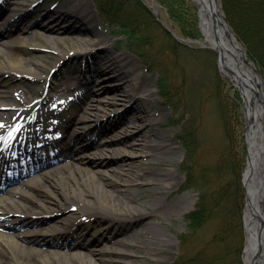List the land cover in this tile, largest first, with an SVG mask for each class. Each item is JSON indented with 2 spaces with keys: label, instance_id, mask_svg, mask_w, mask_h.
<instances>
[{
  "label": "bare ground",
  "instance_id": "1",
  "mask_svg": "<svg viewBox=\"0 0 264 264\" xmlns=\"http://www.w3.org/2000/svg\"><path fill=\"white\" fill-rule=\"evenodd\" d=\"M36 2L38 0H22L14 3L8 0L4 4L3 11L4 13L15 10L21 11L25 9L24 7L34 5ZM15 5L18 7L13 8ZM63 11L65 10L61 7L56 8L55 12L46 9H34L33 12L27 11L25 15L23 14L18 20L10 24L11 28L18 30V36H11L9 35L10 33L7 36L19 39L23 47L33 46V40L28 37V32L35 23L37 37L44 40L50 47L57 48L59 50L57 54L61 58L70 59L69 53L87 57L97 48L104 47L108 49L105 47L108 37L97 30L98 22L93 17L92 12L87 16H81L80 19H76L78 11H68V13ZM4 13H0V18ZM83 20L86 22H83ZM78 29L90 37L85 38L83 34L80 35L77 39H74L75 41H72V47L68 44V40ZM202 34L204 36V33ZM91 37L96 39L90 40ZM200 42L204 49L213 50V45L206 39L200 40ZM0 45H3V42ZM122 54L126 56L125 53ZM104 57L101 60H103L110 71L112 70L119 78L125 76L129 78L127 97H131L135 101L136 111L138 110L137 106L143 100L146 103L154 104L153 89L150 86L144 87L145 82L137 78L141 74L139 69L131 72L126 69L131 61L122 63L124 60H119L117 55L108 53ZM31 63L33 65V59L28 62H24V59H22L19 62L12 63L13 65H9L10 68H7V63L0 62V72L15 71L24 75L23 77L27 80L32 81L33 78L41 80V84H39V86L43 85L41 94L46 95L44 97L45 101L52 100V105L50 106L58 103H70V101L78 99L77 90L62 81L61 83L54 82L53 86L48 87L47 91L45 87L51 84L49 74L43 77L42 73L37 70L23 71V68L28 66V64L31 65ZM73 79L74 81L76 80V78ZM69 82H72V80ZM83 85L89 91L96 89L95 85ZM28 88L30 91H24V98H16V100L9 95L8 90L0 89L1 177L7 176L9 178L13 176L11 174L16 176L17 172H24L25 166H27L30 175L36 173L39 169V167H35L36 164L40 165L44 160L40 154H33V156L28 154L24 158V163L21 164L24 168L13 165L14 159L8 158L9 154L11 150H14L20 138L22 143L25 138L30 141L31 138H38V140L42 141V137L46 133L49 135L57 129L56 123L47 118V115L50 114L48 107L44 111H39L40 103L38 101H33V103L25 107L20 106L26 103V100L31 97L30 94L32 96L40 94L38 87L28 86ZM255 102L257 103L251 106V110L248 113L246 135L247 146L251 156V167L245 176L249 184L248 189L260 178L262 179L264 175V99L261 98V101L257 99ZM99 103L98 106L94 105V101L91 98H87L85 102L86 106H96L94 110L97 113L95 115L97 118L101 114H99L101 112V106L99 105L104 102L100 101ZM82 104L79 103L78 105L81 106ZM79 110L78 115L67 121V127H70L69 124L84 126L85 129L82 136H88V138L84 139V142L88 143L82 149L74 148L71 150L69 159L75 162L73 169L59 164L47 169L46 174H51L42 181L46 187L43 190L41 188L39 190V193L46 195L52 194L54 190H57L65 200V203L61 204V208H69L70 206L67 205L70 204L76 206L78 212L75 211L74 217L63 223L62 226L52 224L41 229L23 230L16 233L18 241L9 239L11 234L7 231L13 229L14 225L7 217L16 215V217L20 216L21 220L37 221L41 220L46 213L57 211L50 209L43 202H37L36 195L33 193L17 192L16 188L20 186L19 180H23L24 177L22 179L17 178L19 180H15L14 184L18 186L14 187L13 185V187H10V189H13L10 192L13 197L0 198V264H137V258L132 259V257L140 254L142 258L140 263L146 262L147 253L145 251L149 244L157 246V241L160 240L164 243L171 242V240H168L170 235L167 234L162 223H151L149 221L150 217H154L153 213H156L163 206V202H157L159 201L158 195L163 193L159 183L169 182L171 174L168 171H149L147 166L153 163L152 156L154 157L155 153L167 147L171 148V145L175 142L173 138H168L166 134H162L157 130L154 121L161 118L159 114H154L153 110H151L153 114L149 115L145 110H140V108L139 112L130 114L127 109L126 112L123 111L122 113L121 123H118L120 126L118 129L120 130L112 132L113 130L111 129V132H109V130L106 131L105 126L102 129L101 125H97L93 129L86 128L85 125H87L89 120L81 116L83 107H80ZM38 111L39 113L37 114ZM90 135H95L96 139H90ZM105 136L108 139H105ZM90 145L95 147L93 157L90 156L93 153L90 155L89 153H84L85 156L80 155ZM32 146L25 144L22 150L24 148L27 153H30V150H35V146ZM172 153L174 152L172 151ZM57 169L59 171L54 173ZM105 170L110 171L111 174H105ZM114 175L117 176L116 180L113 178ZM133 176L138 181H144L148 177L145 183L155 187V192L149 195L150 199L145 200L142 196H139V190H136L135 194L133 193L132 195L122 188L125 183L130 180L133 181ZM65 186H68L69 189H66ZM117 186L121 188L119 189ZM110 188H114V190L112 191ZM119 191L121 194L118 193ZM249 193L251 200H254L256 195H253L250 190ZM259 200L261 203H259ZM144 204L153 205V208L141 211L138 207H143ZM95 217L98 220L106 219L109 223H117V230H110L109 228L104 230H107L106 233L110 234L109 237L105 235L107 243L121 245L126 248L115 250L111 247L108 251V255L116 256L121 258V260L115 261L112 257L104 258V252H98V249H91L90 245L84 242L80 243L77 239L73 245L58 242L60 237L64 238L70 234L74 236L79 234L77 227L84 225L83 219L88 218L91 220V218ZM118 220L122 221L118 222ZM262 221H264V188L258 196V203L253 206H247L245 210L246 250L242 256L244 264H254V260H256L255 263L261 260L255 252L254 241ZM137 228L142 230L144 234L151 233L153 240L149 242L143 241L142 244L134 238L132 240L131 231L136 232ZM134 236L137 237L139 235L136 234ZM65 250H68L71 254H65Z\"/></svg>",
  "mask_w": 264,
  "mask_h": 264
},
{
  "label": "rangeland",
  "instance_id": "2",
  "mask_svg": "<svg viewBox=\"0 0 264 264\" xmlns=\"http://www.w3.org/2000/svg\"><path fill=\"white\" fill-rule=\"evenodd\" d=\"M7 1L8 0H4V3H2L5 4ZM9 1L14 2L17 0ZM143 1L149 6L152 5V0ZM16 7L18 6H13V8ZM52 7H61L64 8V10H71L73 12L81 11L83 9L88 12L95 10L93 0H44V2L36 7V9L45 10ZM158 9L159 13L156 16L162 28L164 30H171L179 37V39H184L179 33L177 27L174 26L168 17L166 10L163 7H158ZM9 13H7L9 15L4 20L0 19V31L2 32L10 31L11 29L16 31L17 29L10 27V22L18 19V17L22 16L24 12L22 10H15ZM84 14H86V12H81V15ZM36 29L35 25H32L28 32V37L33 40V46L23 47L20 40L17 38L5 37L2 39L3 43L6 45L5 47L3 46L4 44L0 45V62L7 63V68H10L9 65H13L12 63L19 62L22 59H24V62L33 59V65L32 63L29 65V63L28 66L23 68V71L30 72L37 70L42 73L43 77L49 74V77L51 78L50 86H53L54 82L61 83L63 80H65L63 82L66 83L75 77L84 79L83 75L88 73L89 77H85L86 79L84 81L88 82L90 85L96 86V89L91 90L94 105L98 106L100 101L104 103L99 105L101 106V112H99V114H101L99 118L95 117L97 113L91 109L95 106L90 109L87 108V111L91 112L90 114H85V112H83V115L81 114L82 117L89 120L87 125H85L86 127L93 128L97 125H101V128L106 126L111 128L113 130L112 132H114L120 130L118 129L120 128V126L118 127V123H121L120 120L123 111L126 112L128 109L130 114H135L140 108V110H145V112L150 115L152 113L151 110H153L154 114H159L161 117L154 121L157 130L162 134H166L168 138H173L175 141L174 144L171 145V148L167 147L158 151V153H155L156 155H154V157L152 156L153 163H150V165L147 166L149 167V171H168L169 174H171V180L169 182L166 181L159 183L163 193L158 195V200L160 202H157H163V206L156 213H153L154 217H150L151 219H149L151 223H162L164 225L165 231L170 235L168 240H171V242L164 243L160 240L157 241V246L149 244L145 251V253H147L146 262L140 263L142 260L140 254L133 256L132 259L137 258V264H175V261L179 256L184 257L193 254L197 247L202 246L213 236L216 227L213 224H208L194 235L193 230L189 227L186 215L195 208L199 199V190L191 187L184 191L188 184V172L186 169L188 167L193 168V157L189 162L187 148L182 145L183 142H181L182 139L180 136L182 135L185 125L187 126L188 122H193L194 114L195 123L197 124V127H199L197 160L210 166L216 161L220 152L226 147L224 122L222 119L223 114L221 113V107H223V105L221 106V98L222 95L225 94L232 96L234 90L229 86H224L225 88L220 94L221 98L215 94L214 83H216V81L214 80L216 74L221 78L218 69H216L217 64L215 53L211 52L209 49L201 48L197 43L181 42L180 45L184 50L181 49V52H179L178 55H172L171 59L168 61H166L165 57L163 58V61H166L168 65L173 66V68L171 67V73L175 82H179L180 84V82L186 77V83L183 90H186L187 94L184 98V105H181V107L179 106L180 108H175L168 101V98H163L160 94V72L153 70V68L150 69L149 67H145V64L142 61L122 46V42H125V38L123 36H116L119 32L118 28H107L104 24L97 26V30L108 37V42L105 46L110 51H104V49L99 48L96 53L89 55L86 58L81 55H73L68 61H64L61 56L59 57L57 54L59 50L57 48L50 47L44 40L37 37L38 34L36 33ZM82 34L85 38L90 37L86 35L85 32L78 29V31L72 34V37L68 40V44L72 46V41H75L74 39H77V37ZM158 35L159 32H156L154 36V38L157 39L156 43L161 42V39L156 38ZM93 39L94 38L91 37L90 40ZM15 47H17V49H15ZM107 53L115 56L117 55L119 60H124L122 63L131 61L128 68H126L130 72L139 69L141 74L137 78L145 82L144 87L150 86L151 89H153L152 97L155 99L154 104L146 103L143 100L140 105L137 106L138 110L136 111L135 101L131 97H127L129 78L127 76L119 78L117 74L107 68L103 60H101L102 58H105L104 55ZM122 53H125L126 56ZM69 55L71 56V54ZM23 76L24 75L21 73H16L15 71H1L0 89L3 88L8 90L9 95L15 98V100L16 98H24V91H30L28 86L38 87V92L41 94L43 89V85L39 86L41 80L31 78L32 81H30ZM68 84L76 87L78 82L74 81ZM30 96L31 97L26 100L25 104L20 105L21 107L26 104H31L36 100L42 102L40 96H32L31 94ZM45 106H49V104L44 103L43 107ZM77 109V105L75 104L70 110L66 109L63 113L55 111L49 116L52 118L51 120L57 121L59 119L61 121L59 124L60 130L66 132L65 141L62 144V147L67 150L72 147L73 149L75 148L79 150L84 148L88 143L84 142V139L88 138V136H82L83 127L81 125L76 126L69 124L70 127L66 128L68 124L67 121L78 114L79 111ZM241 116L244 120L243 114H241ZM227 118L231 128H233L232 119L228 116ZM243 123L245 127V120ZM235 126H237V124ZM89 138L94 140L96 139V136L90 135ZM191 148L193 150V147ZM85 150L86 151H83L80 155L85 156L84 153H89L90 155L94 152V149L92 150V148H87ZM172 151L174 153H172ZM93 155L94 153L90 156L93 157ZM74 165L75 162L73 160L65 161L63 164V166H69L71 169H73ZM104 173L111 174L108 170H105ZM41 176H38L36 179L41 178ZM113 178L116 180L117 176L114 175ZM147 180L148 177H146L144 181H138L136 177L133 176V181L130 180L128 183H125L122 188L132 195L133 193L135 194L136 190H139V196H142L147 200L150 199V193L155 192V187L145 183ZM45 187L46 186L42 183L41 179L29 187L20 189L22 192L35 194L37 202H43L46 206H49L50 209L57 211L46 213L41 220L37 221L21 220L20 216L16 217V215L7 217L14 225L13 229L8 231L9 234H11L9 235V239L18 241L16 233L23 230L41 229L52 224L62 226L63 223L74 217L75 211L78 212V210H76L77 207L70 204L67 205L70 206L69 208H61V204L65 203V200L57 190H54L52 194L47 195L39 193L40 188L43 190ZM65 187L66 189H69L68 186ZM117 188L120 189L121 187L117 186ZM110 190L113 191L114 188H110ZM118 193H120V191ZM138 208L141 211L146 209L151 210L153 205L144 204L143 207L140 206ZM83 221L85 222L84 225H79L77 227V232H79L80 235L76 234L74 236L73 234H70L68 237H60L58 238V242L73 245L77 239L80 243L84 242L87 245H90L91 249H98V252H104V258L108 259L112 257L115 261L121 260V258L116 256L108 255V251L111 247L115 250L126 248L121 245L107 243L105 235L109 237L110 234H107V230H104L106 228L117 230V223H109L106 219L98 220L96 217L91 218V220L88 218L83 219ZM121 221L122 220H118V222ZM21 227H23V229H21ZM131 232V239L133 240L134 238L141 244L143 241L149 242L150 240H153L151 238V233L144 234L139 228H137L136 232ZM136 234L139 236L135 237L134 235ZM184 236L186 237L185 239L183 238ZM65 253L68 255L71 254L67 251Z\"/></svg>",
  "mask_w": 264,
  "mask_h": 264
},
{
  "label": "trees",
  "instance_id": "3",
  "mask_svg": "<svg viewBox=\"0 0 264 264\" xmlns=\"http://www.w3.org/2000/svg\"><path fill=\"white\" fill-rule=\"evenodd\" d=\"M95 1L106 21L126 37V41L122 42L124 46L138 55L150 69L160 72L162 96L168 98L175 108L184 105L187 94L183 90L186 77L180 84L175 82L171 73L173 66L166 62L172 55H178L184 49L162 28L147 3L143 0ZM156 1L166 10L183 37H201L195 3L188 0ZM221 1L232 29L264 76V0ZM156 32H159L156 38L161 39L160 43H156L157 39L154 38ZM164 57L166 61H163ZM214 81L215 94L221 98L224 86L230 85L217 74ZM221 99L226 147L213 164L209 166L196 158L199 127L195 123L194 114L193 122L185 125L180 136L187 148L189 162L193 157V168L186 169L188 184L185 190L191 187L199 190L196 207L186 215V219L193 235L208 224L215 225V232L193 254L179 256L175 264H242L241 255L245 244V194L242 174L247 164L243 140L244 120L241 116L243 102L236 90L232 96L225 94ZM227 116L232 119L233 128Z\"/></svg>",
  "mask_w": 264,
  "mask_h": 264
},
{
  "label": "water",
  "instance_id": "4",
  "mask_svg": "<svg viewBox=\"0 0 264 264\" xmlns=\"http://www.w3.org/2000/svg\"><path fill=\"white\" fill-rule=\"evenodd\" d=\"M198 5L199 25L204 33V37L213 45L216 52L219 73L227 79L233 87L239 90L244 101V113L246 118L245 142L247 144L248 113L255 100L264 99V79L257 70L255 64L249 58L242 43L232 31L227 17L223 11L219 0H191ZM176 37V36H175ZM248 152V168L244 174V187L246 194V208L249 205L258 203V196L264 188V175L248 189V181L245 176L251 167V156ZM255 194V199L251 200L249 193ZM259 203L261 201L259 200ZM245 208V210H246ZM255 252L261 260L254 264H264V221L255 237ZM246 250V248H245Z\"/></svg>",
  "mask_w": 264,
  "mask_h": 264
}]
</instances>
